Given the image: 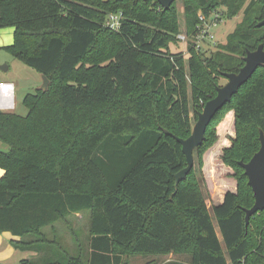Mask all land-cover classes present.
I'll return each instance as SVG.
<instances>
[{"label":"trees","instance_id":"trees-1","mask_svg":"<svg viewBox=\"0 0 264 264\" xmlns=\"http://www.w3.org/2000/svg\"><path fill=\"white\" fill-rule=\"evenodd\" d=\"M182 1L188 34L198 12L223 8L225 20L242 19L215 51L188 46L185 58L169 50L180 27L174 3L164 10L156 0H0V29H14L1 49L48 80L47 90L23 97L26 116L0 112V234L14 238L15 250L36 253L20 264H128L169 254L188 264H264V211L245 226L254 197L239 165L264 133V66L193 151L201 160L233 111L235 138L222 162L233 168L237 191L209 208L194 168L175 188L186 167L175 137L191 134V104L196 119L217 80L237 73L247 51L264 49V26L257 27L264 0ZM117 13L114 31L105 21ZM76 215L87 217L80 242L69 222ZM58 223L72 231L77 250L47 238Z\"/></svg>","mask_w":264,"mask_h":264},{"label":"rangeland","instance_id":"rangeland-1","mask_svg":"<svg viewBox=\"0 0 264 264\" xmlns=\"http://www.w3.org/2000/svg\"><path fill=\"white\" fill-rule=\"evenodd\" d=\"M183 5L184 3L182 0H176L173 5L178 14L180 26L178 31L179 33H186ZM241 19L242 13H239L235 18L231 20H224L213 27L210 31L213 35L214 45L213 43L208 44L210 47L207 51H204L205 54L209 55L211 52L216 50L219 44H225L227 36L234 31L237 23H239ZM10 30L11 28L8 27L0 29V65H6L8 68L10 67V70L2 72V77H5V79L11 82L10 85L12 86H8V89L11 92L12 99L8 103V106H2V108L7 109H2L0 112L3 111L6 113H15L20 116H26L27 111L22 104L23 97L28 93L35 92L36 89L41 87L42 83L38 82V74L34 70L26 67L20 61L13 59L9 54L1 49L2 47L11 45L13 42V36L9 32ZM8 34H10V37H8ZM169 50L173 53L182 52L184 56L186 55L187 57L186 45L184 43L176 42V44H170ZM217 82L219 86H223L226 83V79L219 78ZM190 110V118L193 127L196 122V119H194L195 107L193 104H191ZM229 113L230 111L227 112L222 120L216 125L214 133L216 141L204 152L202 159L198 161L199 157L197 155L194 156L193 168L195 171V178L200 184V188L209 208L213 205H217L227 192L235 193L237 191V181L234 176L235 172L233 168L224 165L222 162L224 149H228L232 144V140L235 138L233 119H231L230 125L225 126L226 119L230 117ZM200 163L202 164L201 170ZM69 222L71 230L78 234L79 242L80 240L84 241L88 227L87 217L84 215H76L73 216ZM72 231L68 230L65 224L58 223L55 226L54 231L48 228L45 230V233L50 241L60 238L58 241L61 243V247L63 249L75 251L77 250L76 244L79 242L76 243L74 241L75 238ZM33 258L35 257H29V259ZM152 259L154 260L158 258L136 256L129 258V263L143 264V262H149ZM9 263L20 264V260L16 258L14 260H10Z\"/></svg>","mask_w":264,"mask_h":264},{"label":"water","instance_id":"water-1","mask_svg":"<svg viewBox=\"0 0 264 264\" xmlns=\"http://www.w3.org/2000/svg\"><path fill=\"white\" fill-rule=\"evenodd\" d=\"M164 9L168 10L172 3L176 0H156ZM264 26V19L258 23L257 27ZM244 66L237 73L224 74L226 83L223 86L216 88V95L203 106L202 110L196 115V122L192 127L191 134L187 139L175 140L181 145L182 153L185 157L186 167L175 175V188L179 183L184 181L193 168L194 156L193 151L200 147L205 140V132L215 115L227 104L230 103L232 97L237 94L242 87L252 76L255 70L264 66V49L259 45L254 51H247L243 58ZM8 67L0 65V72H6ZM40 89L45 91L48 88V80L41 76ZM169 134L167 131H164ZM240 167L244 170V175L247 177V183L250 186L254 204L250 209H245V226L247 227L250 217L257 212L264 211V133L259 131V149L247 162H239Z\"/></svg>","mask_w":264,"mask_h":264},{"label":"crops","instance_id":"crops-1","mask_svg":"<svg viewBox=\"0 0 264 264\" xmlns=\"http://www.w3.org/2000/svg\"><path fill=\"white\" fill-rule=\"evenodd\" d=\"M12 36L14 33V29L11 28L9 31ZM8 37H10V34H8ZM13 41V40H12ZM8 43V42H7ZM13 43V42H12ZM9 46V45H8ZM6 47V46H5ZM10 70V67L8 68ZM3 73L0 72V110L2 109H7V108H2L3 105L8 106V103L12 99V95L10 90L8 89V86L10 85L11 82L5 77H2ZM38 82L42 83L41 77L38 75ZM3 112V111H2ZM231 119H233L234 123V113L233 111H230L229 113ZM4 174V171L0 169V177ZM223 200V198H222ZM219 201V203L222 202ZM14 239L9 233H2L0 235V264H10V260L14 259H19L20 262L24 259H29V257H36V253L34 252H22L19 250H15L11 245H10V240ZM136 257V256H135ZM138 257H143V256H138ZM144 257H155L158 259H152L149 262H143V264H188L187 258L186 257H180V255H164V256H144ZM131 258V257H129ZM129 258H125V261L129 263Z\"/></svg>","mask_w":264,"mask_h":264},{"label":"built area","instance_id":"built-area-1","mask_svg":"<svg viewBox=\"0 0 264 264\" xmlns=\"http://www.w3.org/2000/svg\"><path fill=\"white\" fill-rule=\"evenodd\" d=\"M197 18L198 23L195 27V31L192 34H188L187 32L177 34L176 41L177 43H184L186 45V50L188 46H192L196 52H204L210 47L208 44L213 43L214 45L213 35L210 30L225 19L222 9H216L209 12L207 15L198 12ZM121 19V13L110 14L107 16L105 26L116 31L120 27ZM184 57H186V55Z\"/></svg>","mask_w":264,"mask_h":264}]
</instances>
